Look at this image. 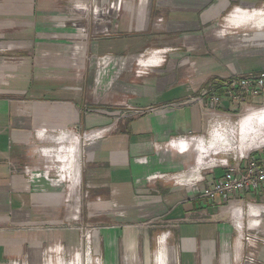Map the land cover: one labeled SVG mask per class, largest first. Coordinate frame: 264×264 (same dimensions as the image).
Returning a JSON list of instances; mask_svg holds the SVG:
<instances>
[{"label": "crops", "instance_id": "1", "mask_svg": "<svg viewBox=\"0 0 264 264\" xmlns=\"http://www.w3.org/2000/svg\"><path fill=\"white\" fill-rule=\"evenodd\" d=\"M91 1L0 0L1 47L18 54L0 75V264H47L44 247H77L80 232L66 224L71 207L96 230L101 264H264V244L252 249L238 239L229 202L199 198L224 171L203 176L221 127L211 130L208 99L196 100L210 84L222 95L224 82L264 70V0H123L108 37L92 23L82 22L85 35L73 26L82 20L75 5ZM149 52L154 63L139 77L137 62ZM253 104H264V93L240 107ZM234 111L224 101L220 113ZM110 126L84 149L72 134L50 144L36 136L43 127L55 134ZM179 137L200 141L187 151L167 147ZM242 141L234 152L260 146ZM42 147L58 169L65 164L62 183L44 168ZM26 169L39 171L31 179ZM198 175L205 181L189 184ZM244 198L264 203V195ZM241 222L264 238V215L254 229L250 217ZM251 253L254 263L245 261ZM93 259L83 246L60 264Z\"/></svg>", "mask_w": 264, "mask_h": 264}, {"label": "built area", "instance_id": "2", "mask_svg": "<svg viewBox=\"0 0 264 264\" xmlns=\"http://www.w3.org/2000/svg\"><path fill=\"white\" fill-rule=\"evenodd\" d=\"M123 0H114L111 3L100 4L97 0H92L89 6L78 4L75 5V8L80 12V17L82 20L78 22H74L73 26L80 32L82 35H85L90 31L87 25H83L84 21L86 24H94L100 27L99 34L103 36H111L113 33V21L117 19L122 11L124 5ZM162 50L156 51L154 54H160ZM153 52H149L148 55H143L137 62V76L141 77L148 73L147 65H151L154 63L152 60ZM164 56V55H163ZM160 57V61H165V58ZM111 60V58L109 59ZM223 94L220 95L218 93V89L210 84L207 88L201 91L200 96L196 99L199 102H202L203 99H208V107H209V115H211L210 127L211 130L216 125L217 121L222 116L221 109L224 106V101H231L235 105V109L238 110L240 105L244 102L246 97L251 98H259L264 93V70L259 73H249L245 75H238L230 80L226 81L222 85ZM252 106L247 107V111H252ZM142 111H136L137 114H142ZM112 131V127H104V128H95L89 131H85L82 133L76 132L73 129H61L58 130L57 133L53 134L47 128L43 127L40 131H37L36 136L39 138L38 140L43 142L44 144H50L54 140V138H69L70 135L78 136L79 138H84L85 140H81L83 143V149L91 144L94 141L100 140L106 134ZM91 135L92 140L86 141V136ZM200 141L197 137H179L171 140L167 147H182L184 150H189V148ZM62 144H69L67 141ZM49 146V145H48ZM46 146V147H48ZM46 147L40 148L38 153H42V157L48 161L49 166H45L44 168H55L57 173V178L55 179L57 182L62 183V179L65 176H62V171L65 169L64 163L61 164L62 168H59L58 165H53L52 156L49 157L45 150ZM60 153L65 152L62 150L63 147H60ZM214 165L211 167H206L208 169H222L224 171V175L221 178L215 180L212 186H206L203 189H200L199 198L206 200L210 203H213L217 197H221L223 201L229 202V207L232 208L231 213H233V217L235 219V227L237 230V237L244 242L246 247L256 249L260 243L264 244V238L259 236L258 233H252L246 231L244 229V225L241 221L245 220L246 217L251 218L252 225H248L249 228L254 229L255 227H259L262 222V217L264 215V203L260 204L257 202H247L244 198L247 193H252L256 196L264 195V146L261 148L255 149L253 152H249L246 155H234L227 156L226 158H218L215 157ZM202 170H205L202 169ZM37 171H33V169H26L25 173L29 176V178H34L37 174ZM65 171V170H64ZM201 173V172H199ZM193 174V173H192ZM199 178L194 177L189 184L193 186H198L200 183L205 181V178L198 175ZM165 178V175H160L159 179ZM177 178V177H175ZM183 177H181V180ZM196 178V179H195ZM69 180V179H68ZM178 178L176 179V181ZM69 184V182H68ZM68 201L69 198H68ZM243 203V204H241ZM80 221V216L78 212L73 208H69V214L66 219V224L68 227L77 229L81 234L82 243H86L87 246H93L95 244V235L96 230H89V227H76L75 222ZM73 223V225H72ZM83 225V224H82ZM164 235H162L163 237ZM161 238V237H160ZM159 238V240H160ZM48 252H52L53 250L57 252L59 255H64L66 253V247L64 245L58 244L54 245V249ZM47 252V253H48ZM45 253V254H47ZM44 254V255H45ZM48 260L52 259V256H47ZM62 257H60L59 261H61ZM246 262L254 263V253H251L245 259ZM94 260H92L93 264ZM95 264H101V259L95 260ZM47 263V261H46Z\"/></svg>", "mask_w": 264, "mask_h": 264}, {"label": "rangeland", "instance_id": "3", "mask_svg": "<svg viewBox=\"0 0 264 264\" xmlns=\"http://www.w3.org/2000/svg\"><path fill=\"white\" fill-rule=\"evenodd\" d=\"M4 43L3 41L0 40V75H2V73H6L8 66L7 64H2L4 63L7 59H13V57H8V56H18L17 51L14 54L8 53L6 54L4 51V48L1 47V44ZM7 57V58H6ZM4 86H2V81H0V89L3 88ZM110 88V87H109ZM112 87L110 90V93H112ZM108 95V94H107ZM253 108L252 111H247V107H243L241 106L237 111L234 112H228V113H224L222 114V116L220 117V119L217 121V123H215L216 125L213 127L212 131H214L215 127H221V130H217L216 132V139L215 142H213L210 139L211 133L209 135H207V139L209 142H213V146L215 147L214 149L209 148L207 149V155L209 156L207 158H205L206 160V164L204 166H201L202 169L205 168L204 170V174L203 176H205V174L211 172V171H216L217 169H208L206 168L207 165H209L210 161H213L215 157L218 158H226L227 156H234V155H243V153L240 152H234L233 150L237 149V146L241 145V143H243V139L246 137V141L244 142L246 144H243L244 146L246 145V148H249L251 145L253 146L254 144L256 145H260L258 147H254L252 149H247L244 151V155H246L249 152H253L255 151V149L261 148L264 145V104L262 105H251ZM124 109V108H123ZM255 112V114H254ZM243 123V125H242ZM245 132V133H244ZM82 133L83 132H80ZM217 140V141H216ZM224 144V145H222ZM217 147V148H216ZM216 152H219L218 154H216ZM199 158V154L197 152L196 154V161ZM211 166V165H210ZM194 169L196 168V165L193 167ZM201 170L200 169H197ZM221 170V169H220ZM54 173V172H53ZM64 185L66 186V188L68 189V184L64 183ZM69 192V190H68ZM81 220L79 222H75L77 225L76 227H83L86 229V227H88L87 224H81L80 223ZM90 228V227H89ZM92 230V227L89 229ZM80 243L77 247H74L72 249L68 248L66 249V253L64 255H59L57 254L56 251H52L51 253L48 252L52 249H54L53 245L44 247L42 249V254H45L46 256H52L53 261L52 262H47V264H60L61 261H59L60 257L62 258H66L67 263H69L70 261H73L75 259V255L77 254V252L83 249V246L86 247V243H82V239H81V234H80ZM159 241V240H158ZM89 247V246H87ZM93 248L94 251V262L95 260L101 259L102 257V253L101 250L95 245L93 244V246H91ZM85 250V249H84ZM100 250V251H99ZM159 250V244L157 243L156 246V252ZM85 252V251H84ZM96 263V262H95ZM45 264V263H43Z\"/></svg>", "mask_w": 264, "mask_h": 264}, {"label": "bare ground", "instance_id": "4", "mask_svg": "<svg viewBox=\"0 0 264 264\" xmlns=\"http://www.w3.org/2000/svg\"><path fill=\"white\" fill-rule=\"evenodd\" d=\"M78 153V152H77Z\"/></svg>", "mask_w": 264, "mask_h": 264}]
</instances>
